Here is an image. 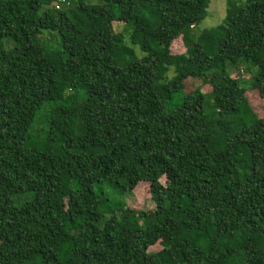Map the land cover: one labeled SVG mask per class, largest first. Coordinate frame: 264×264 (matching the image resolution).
I'll use <instances>...</instances> for the list:
<instances>
[{"label":"trees","instance_id":"1","mask_svg":"<svg viewBox=\"0 0 264 264\" xmlns=\"http://www.w3.org/2000/svg\"><path fill=\"white\" fill-rule=\"evenodd\" d=\"M210 3L0 0V264H264V0Z\"/></svg>","mask_w":264,"mask_h":264},{"label":"rangeland","instance_id":"2","mask_svg":"<svg viewBox=\"0 0 264 264\" xmlns=\"http://www.w3.org/2000/svg\"><path fill=\"white\" fill-rule=\"evenodd\" d=\"M226 7H227V0H211L209 9H208V16L207 18L199 25L196 33H199L203 30L212 29L220 25L225 16H226ZM115 30L118 33H122L126 39V41L129 40V34L130 32L126 31L122 24L115 23ZM51 38L50 36H48ZM135 51L137 53V56L139 58L143 57L144 54L139 50V48H135ZM172 54L174 55H181L184 54L187 51V48L182 40V38H179L176 40L171 48ZM246 67L243 66L240 69H235L231 71L232 77L240 78L244 85L248 88L246 91V97L248 99V102L254 112L259 116L264 118V100L261 98L259 91L256 89H250L249 86L252 82V76L253 73L256 71V68L252 69L251 72L246 71ZM185 91L184 93L188 92H194L198 91L203 94H207L210 92V86L205 82L203 78L201 79H188L185 82ZM174 108L172 106L169 107V110L172 111ZM45 121V115L44 112H41L38 115V118L36 122L34 123L31 135L36 138L38 141L37 143H43L45 142L44 139H37V136H44V132L48 130V125ZM166 179H162V183L165 184ZM99 189V187L97 186ZM104 189L106 192H111L112 189L104 186ZM124 201L126 202L128 208L136 210V211H154L156 206L154 202L152 201L150 197V188L148 184H141L133 193L126 194L123 197ZM161 249L160 245H156L155 247H152L150 251L157 252Z\"/></svg>","mask_w":264,"mask_h":264}]
</instances>
